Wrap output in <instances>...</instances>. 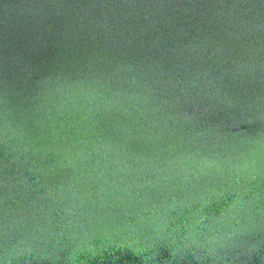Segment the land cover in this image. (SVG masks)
<instances>
[{"label":"water","instance_id":"95a60500","mask_svg":"<svg viewBox=\"0 0 264 264\" xmlns=\"http://www.w3.org/2000/svg\"><path fill=\"white\" fill-rule=\"evenodd\" d=\"M0 264H264V0H0Z\"/></svg>","mask_w":264,"mask_h":264}]
</instances>
